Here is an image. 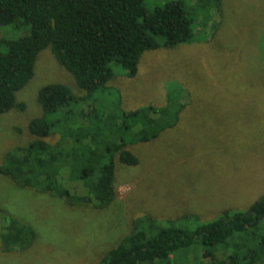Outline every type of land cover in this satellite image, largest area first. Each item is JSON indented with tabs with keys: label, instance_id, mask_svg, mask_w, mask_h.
<instances>
[{
	"label": "trees",
	"instance_id": "trees-1",
	"mask_svg": "<svg viewBox=\"0 0 264 264\" xmlns=\"http://www.w3.org/2000/svg\"><path fill=\"white\" fill-rule=\"evenodd\" d=\"M219 7L220 0H167L152 7L148 0H0V25L21 31L0 36V113L24 108L16 92L46 47L84 90L77 96L62 82L42 85L41 112L28 120L31 139L5 151L0 174L69 205L102 209L118 201L116 165L138 164L132 146L174 127L185 103L169 90L164 105L101 108L92 94L109 89L112 64L134 76L144 51L190 41L193 26L204 32ZM0 211L2 250L29 246L34 228ZM98 264H264V194L206 220L195 213L137 215Z\"/></svg>",
	"mask_w": 264,
	"mask_h": 264
},
{
	"label": "rangeland",
	"instance_id": "rangeland-1",
	"mask_svg": "<svg viewBox=\"0 0 264 264\" xmlns=\"http://www.w3.org/2000/svg\"><path fill=\"white\" fill-rule=\"evenodd\" d=\"M199 28L188 42L144 51L134 76L112 64L109 89L92 94L101 108L164 105L169 90L185 103L174 127L132 146L138 164L116 165L118 201L102 209L69 205L0 174V208L36 231L24 249L0 247V264H98L137 215L195 213L206 220L264 194V0H220L205 31ZM20 33L0 25V36ZM48 82L84 93L51 49H42L33 76L16 92L24 108L0 113V163L8 148L31 139L28 120L41 112L37 92Z\"/></svg>",
	"mask_w": 264,
	"mask_h": 264
}]
</instances>
